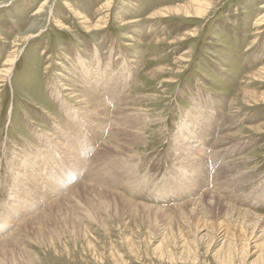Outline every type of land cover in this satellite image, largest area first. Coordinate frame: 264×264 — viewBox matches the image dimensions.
<instances>
[{
    "label": "rangeland",
    "instance_id": "374dc122",
    "mask_svg": "<svg viewBox=\"0 0 264 264\" xmlns=\"http://www.w3.org/2000/svg\"><path fill=\"white\" fill-rule=\"evenodd\" d=\"M263 230L264 0H0V264H264Z\"/></svg>",
    "mask_w": 264,
    "mask_h": 264
},
{
    "label": "bare ground",
    "instance_id": "6f19581e",
    "mask_svg": "<svg viewBox=\"0 0 264 264\" xmlns=\"http://www.w3.org/2000/svg\"><path fill=\"white\" fill-rule=\"evenodd\" d=\"M194 4H195V1L193 2ZM192 4L190 3V4H187V7H184L183 9L185 10V13H186V11H188L189 12V9H192ZM180 10V9H179ZM178 11V10H177ZM195 15H198V14H200V12H199V10L198 9H194V12H193ZM102 24V23H101ZM95 28V27H94ZM7 63V65L9 66V65H11V63H13V61H11V60H9V61H7L6 62ZM10 67V66H9ZM11 70H12V68H10V71H8V74L11 72ZM5 72V71H4ZM11 74V73H10ZM117 100V99H116ZM122 106L124 107L125 105H123V104H121L120 105V107H118L117 109H121L122 108ZM65 108V107H64ZM123 113V112H122ZM122 116V115H121ZM117 118V117H116ZM121 126V125H120ZM122 127V126H121ZM117 128V127H116ZM126 128V127H125ZM124 129V128H123ZM188 130V129H187ZM140 132V131H139ZM121 134V133H120ZM118 135V134H117ZM195 136V135H194ZM112 137V136H111ZM193 137V136H192ZM197 137V136H196ZM187 138V137H186ZM114 139H117V138H114ZM191 139V138H190ZM124 145V144H123ZM122 145V146H123ZM218 147V146H217ZM120 149V148H119ZM118 149V150H119ZM111 151V150H110ZM112 152V151H111ZM117 153V152H116ZM122 153V152H121ZM200 154V153H199ZM201 158V157H200ZM38 160V159H37ZM40 168V167H39ZM35 172V171H34ZM60 182V181H59ZM100 188V187H99ZM188 189V188H187ZM101 191V190H100ZM103 192H105V190H102ZM114 192V191H113ZM102 193V192H101ZM29 194V193H28ZM109 194H110V192H109ZM214 194V193H213ZM115 195V194H114ZM113 195V196H114ZM104 196L106 197V194H104ZM116 196V195H115ZM118 197H119V195H118ZM111 199V198H110ZM112 200H114V199H112ZM118 200V199H117ZM121 200V199H120ZM126 204H127V206H128V208H129V211L130 210H139V211H147V212H150V213H153V214H158V213H163L161 210H153L152 208H149V207H146V206H142V205H137V206H135V204H133V203H129V202H126L125 200H123ZM112 202V201H111ZM115 200H114V206L116 205L115 204ZM208 202V203H207ZM112 203V204H113ZM111 204V205H112ZM122 204V203H121ZM124 204V203H123ZM194 206H192V208H191V210L189 211V214L191 215V213L193 212L194 214H196V215H201V214H204V211H207V213H212V211H214V212H221L220 214H221V216L223 217V219L224 220H226L227 221V223H228V225H227V228H228V230H230L231 228H230V226L232 225V221H233V223H241L242 225H245V221L246 220H248V221H253V220H259L260 221V219L259 218H253V217H251L247 212H245V211H239V210H235L234 208H232V207H230V206H228V205H226V204H224L222 201H221V199H219V198H217V197H215V196H212V194H206V195H204V198L202 199V206L201 207H204V209H203V213H201V211H197L198 210V208L197 207H199V205H197V204H193ZM113 206V205H112ZM120 206V202H118V204L115 206V208H114V210H115V212H116V210L118 209V210H121V207H119ZM195 206H197V207H195ZM124 207H125V205H124ZM126 211H128V210H126ZM188 212V211H187ZM136 213V212H135ZM165 213V212H164ZM217 214V213H216ZM43 215V214H42ZM139 215V214H138ZM143 215V214H142ZM146 215V214H145ZM148 215H149V213H148ZM208 217H210V216H207V217H205V220H207L206 218H208ZM192 218V217H191ZM195 218V217H194ZM36 219V218H35ZM165 219H166V217H165ZM189 219V218H188ZM231 219H232V221H231ZM148 220V219H147ZM170 221V220H169ZM2 222V221H1ZM29 222V221H28ZM223 222V221H222ZM253 223V222H252ZM251 223V225L250 226H255V223L254 224H252ZM22 224V223H21ZM28 225H34L35 224V222H33V221H31L30 222V224L29 223H27ZM151 225V224H150ZM170 226V225H169ZM235 226V225H234ZM237 226V225H236ZM256 227V226H255ZM243 228V226L241 227V229ZM249 228V227H248ZM258 228V227H257ZM253 229V228H252ZM255 231V230H254ZM264 231V230H263ZM207 232V231H206ZM227 233V232H226ZM230 233V232H229ZM15 235V234H14ZM14 235H13V237H14ZM255 235V234H254ZM9 236V235H8ZM264 236V235H263ZM262 236V237H263ZM12 237V238H13ZM4 239V238H3ZM11 239V238H10ZM254 239V238H253ZM6 240H8V239H6ZM174 240V239H173ZM8 242V241H7ZM5 240L4 241H2V243H0V247L3 249V251L4 250H6V249H8V247L12 244V243H10V242H8L7 243ZM166 242V241H165ZM171 242V241H170ZM261 254V253H260ZM8 262V261H7Z\"/></svg>",
    "mask_w": 264,
    "mask_h": 264
}]
</instances>
